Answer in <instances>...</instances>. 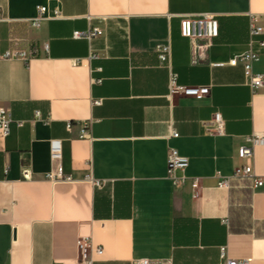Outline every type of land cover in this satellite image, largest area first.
Wrapping results in <instances>:
<instances>
[{"label": "crops", "instance_id": "0c3cea01", "mask_svg": "<svg viewBox=\"0 0 264 264\" xmlns=\"http://www.w3.org/2000/svg\"><path fill=\"white\" fill-rule=\"evenodd\" d=\"M40 6L50 19L34 28ZM203 14L219 35L192 47L181 19ZM94 28L102 35L72 37ZM160 45L178 83L207 94L169 96ZM248 52L264 75V0H0V106L14 120L0 142V264H264V186L219 185L245 165L247 139L264 136V86L253 92L243 64H229ZM170 149L189 160L180 183ZM254 152L264 176V143ZM82 238L103 255L80 250Z\"/></svg>", "mask_w": 264, "mask_h": 264}, {"label": "built area", "instance_id": "2783aa9c", "mask_svg": "<svg viewBox=\"0 0 264 264\" xmlns=\"http://www.w3.org/2000/svg\"><path fill=\"white\" fill-rule=\"evenodd\" d=\"M48 8L45 6H40L37 9V16L30 21V24L34 28H40L42 23L50 17L46 14ZM56 17H61L59 11L56 12ZM256 19L254 18L251 23V35L257 36L263 32V28L256 26ZM181 35L187 38L192 47L197 46L199 42H211L214 38L219 35V22L216 16L212 14H203L201 16H188L183 17L180 23ZM102 35V30L100 28H94L90 31H75L73 33V39H87L92 40L93 38ZM157 53L161 64L169 69V96L173 97L175 95H186L195 96L197 98L203 97L208 93L207 87L193 88L180 85L178 83V75L173 72L171 66V50L169 46L160 45L157 47ZM11 54H7L10 57ZM24 57V56H22ZM259 56L255 52H248L236 58H233L229 64L236 66L241 62L244 66L246 82L250 86L253 92L264 86V75L256 73L254 71V63L258 60ZM95 105H100L101 101H94ZM39 115V113H38ZM215 122L220 124L222 121L221 115L216 114L214 118ZM14 122L11 112L3 106H0V142H4L10 135V126ZM20 127L23 126V122H19ZM67 130L72 132L73 123L67 124ZM172 137H178V134L173 130L171 133ZM80 138L90 137V124L84 122L81 124ZM247 142L250 145H244L239 148V157L246 161L245 165L238 167L234 170L233 174L223 179L220 182V187H230L233 181L247 184L251 189H257L264 186V176H258L254 170V156H255V146L258 143H264V136H255L253 138H248ZM50 154L53 161H58L62 157V147L59 140H52L50 142ZM168 175L175 183H180L183 181L182 178L178 176L179 172L185 171L189 166L188 158L181 156L179 152L175 149H170L168 153ZM27 177V175H25ZM52 179L56 180H70L69 177H62L61 174L56 176H50ZM97 186L100 183L94 181ZM78 246L80 250H85L89 248L91 255L102 256L103 248L93 247L91 245V240L87 238H82L78 241ZM221 256L224 258L226 256V249L222 248ZM79 264H93L92 258L82 260ZM130 264H172L166 260H152V259H136L130 262ZM229 264H248L246 260H230Z\"/></svg>", "mask_w": 264, "mask_h": 264}]
</instances>
